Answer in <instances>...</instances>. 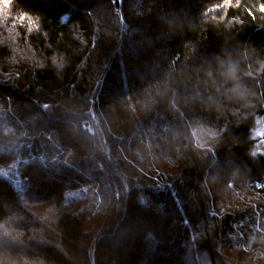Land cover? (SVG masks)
<instances>
[{
  "label": "trees",
  "instance_id": "obj_1",
  "mask_svg": "<svg viewBox=\"0 0 264 264\" xmlns=\"http://www.w3.org/2000/svg\"><path fill=\"white\" fill-rule=\"evenodd\" d=\"M229 60L247 103L228 99ZM258 117L264 0H0V228L41 241L0 234V253L264 264Z\"/></svg>",
  "mask_w": 264,
  "mask_h": 264
},
{
  "label": "clouds",
  "instance_id": "obj_2",
  "mask_svg": "<svg viewBox=\"0 0 264 264\" xmlns=\"http://www.w3.org/2000/svg\"><path fill=\"white\" fill-rule=\"evenodd\" d=\"M220 75L225 79V81L232 82V87L227 90V96L230 102L237 104L247 103L249 100L250 92L249 90L240 82L241 76L239 73V66L234 61L221 62L218 65ZM211 78V76L209 77ZM211 128V126H204ZM215 132V130L213 129ZM217 136H210L208 139H216ZM10 214L5 209V215L3 220H0L2 223ZM19 224V223H17ZM17 224L13 225L12 231L0 232L2 237L13 243H23L25 237L29 240H35L37 243L41 241L38 238H32V233L24 228L17 227ZM20 233H23L22 235ZM35 259H44L43 257H31L27 254H22L15 252L9 249H6L3 253H0V264H28V261Z\"/></svg>",
  "mask_w": 264,
  "mask_h": 264
},
{
  "label": "rangeland",
  "instance_id": "obj_3",
  "mask_svg": "<svg viewBox=\"0 0 264 264\" xmlns=\"http://www.w3.org/2000/svg\"><path fill=\"white\" fill-rule=\"evenodd\" d=\"M206 124H197L195 125L194 132L198 143L202 146H210L214 139H208L210 136H216L217 131L214 128H207ZM215 130V132L213 131ZM139 136H135L134 139H137ZM252 137L255 140V145L253 148L254 152L264 151V123L261 118H256L255 126L252 129ZM139 145V144H137Z\"/></svg>",
  "mask_w": 264,
  "mask_h": 264
},
{
  "label": "water",
  "instance_id": "obj_4",
  "mask_svg": "<svg viewBox=\"0 0 264 264\" xmlns=\"http://www.w3.org/2000/svg\"><path fill=\"white\" fill-rule=\"evenodd\" d=\"M117 11L121 10V0H114Z\"/></svg>",
  "mask_w": 264,
  "mask_h": 264
},
{
  "label": "built area",
  "instance_id": "obj_5",
  "mask_svg": "<svg viewBox=\"0 0 264 264\" xmlns=\"http://www.w3.org/2000/svg\"><path fill=\"white\" fill-rule=\"evenodd\" d=\"M83 126H84L85 128H87V127L91 128L90 123L87 122V121H85V122L83 123Z\"/></svg>",
  "mask_w": 264,
  "mask_h": 264
},
{
  "label": "snow or ice",
  "instance_id": "obj_6",
  "mask_svg": "<svg viewBox=\"0 0 264 264\" xmlns=\"http://www.w3.org/2000/svg\"><path fill=\"white\" fill-rule=\"evenodd\" d=\"M5 2H7V0H5ZM5 230H3L2 228H0V232H4Z\"/></svg>",
  "mask_w": 264,
  "mask_h": 264
}]
</instances>
